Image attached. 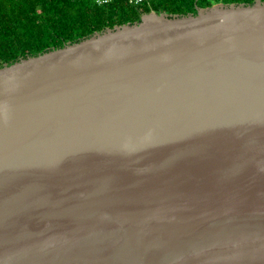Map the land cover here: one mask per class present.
Listing matches in <instances>:
<instances>
[{
  "label": "water",
  "instance_id": "95a60500",
  "mask_svg": "<svg viewBox=\"0 0 264 264\" xmlns=\"http://www.w3.org/2000/svg\"><path fill=\"white\" fill-rule=\"evenodd\" d=\"M0 264H264V2L0 68Z\"/></svg>",
  "mask_w": 264,
  "mask_h": 264
},
{
  "label": "trees",
  "instance_id": "16d2710c",
  "mask_svg": "<svg viewBox=\"0 0 264 264\" xmlns=\"http://www.w3.org/2000/svg\"><path fill=\"white\" fill-rule=\"evenodd\" d=\"M257 0H0V68L75 44L117 26L139 23L151 12L196 15L217 4L252 5ZM264 2V0H261Z\"/></svg>",
  "mask_w": 264,
  "mask_h": 264
},
{
  "label": "built area",
  "instance_id": "2783aa9c",
  "mask_svg": "<svg viewBox=\"0 0 264 264\" xmlns=\"http://www.w3.org/2000/svg\"><path fill=\"white\" fill-rule=\"evenodd\" d=\"M112 0H97L99 5H104V4H108L109 2H111ZM131 4H135V5H139L143 2H145L146 0H125Z\"/></svg>",
  "mask_w": 264,
  "mask_h": 264
}]
</instances>
